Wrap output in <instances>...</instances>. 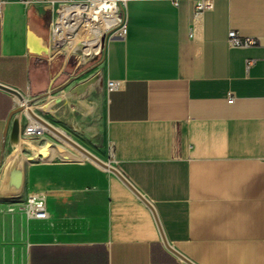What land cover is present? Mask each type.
Returning <instances> with one entry per match:
<instances>
[{
    "label": "crops",
    "instance_id": "1",
    "mask_svg": "<svg viewBox=\"0 0 264 264\" xmlns=\"http://www.w3.org/2000/svg\"><path fill=\"white\" fill-rule=\"evenodd\" d=\"M61 1L1 4L0 190L16 163L45 216L14 230L0 215V264H188L114 174L47 131L17 141L10 90L110 163L189 263L264 264V0H128L124 35L88 55L101 32H86L77 63L51 42ZM228 30L260 44L231 47Z\"/></svg>",
    "mask_w": 264,
    "mask_h": 264
},
{
    "label": "built area",
    "instance_id": "2",
    "mask_svg": "<svg viewBox=\"0 0 264 264\" xmlns=\"http://www.w3.org/2000/svg\"><path fill=\"white\" fill-rule=\"evenodd\" d=\"M128 0H84L82 2H75L73 0H63L58 3V6L67 5L69 7H81L83 6L85 9L80 12L77 16L80 22L85 20V18H89L92 20L97 21L96 25L100 23L112 20L113 24L111 27H107L105 30L102 31L100 37L101 40L99 41L98 47L100 43L110 36H117L122 37L125 32V22L122 15L123 8L125 7ZM195 12H203L206 10H210L212 8V0H190ZM173 4H176V0L172 1ZM1 4L2 0H0V12H1ZM114 30V31H113ZM112 32L111 35L107 37H102L104 34H108ZM226 42L231 47H248L258 45L259 40L254 37H246L239 35L234 30H228L226 33ZM61 41L58 40L54 44L55 47L61 46ZM250 61H247L249 64ZM117 83L113 80H107L105 83V87L107 91H112L116 88ZM232 96L226 99L227 103H231ZM30 102V101H29ZM25 117V124L22 129V134L27 137H37L40 136L45 130L44 127L35 119ZM3 145H0V151H2ZM25 206L27 214H29L32 218L35 219H42L45 216V211L43 207L42 200L37 195H30L25 200Z\"/></svg>",
    "mask_w": 264,
    "mask_h": 264
},
{
    "label": "rangeland",
    "instance_id": "3",
    "mask_svg": "<svg viewBox=\"0 0 264 264\" xmlns=\"http://www.w3.org/2000/svg\"><path fill=\"white\" fill-rule=\"evenodd\" d=\"M59 13L60 12L58 10V12L56 14V17H58ZM113 31L109 32L107 35L104 34L102 37L104 38V37H107V36L111 35ZM100 40H101V37L99 38V41ZM99 41H98V43H99ZM65 44H66V42L62 43L59 48H62L67 53H70L71 54V58L70 59L72 61H74L75 63H77L82 58L81 57V53L80 52H75V51H67L65 49V46H64ZM98 50H99V47L95 51L88 52L87 54L88 55H92L95 52L97 53ZM26 103H27V106L33 108L34 115H36L35 110H34L33 102L26 101ZM28 111H29L28 108H25V107L19 106V105H17L16 108H15V114H16L17 119H18L17 120L18 121V129H17L18 131H17V134H16V129H15L14 135L17 136V138H16L17 141H18V133H19V135L22 133V129H23V126L25 124V117L29 118ZM31 112H32V110H31ZM47 113L51 114V112H47ZM32 115H33V113H32ZM39 116H41L40 117L41 119L44 118V117H42V115H38V117ZM45 131H47V133H49L52 137H54L59 143H61L66 148H68L71 151H73L75 154L79 155L82 158H86L81 153H79L76 149H74L71 145H69L68 143L63 141L61 138H59L57 135L53 134L49 130H45ZM64 135L67 136L72 141H74L75 143H77L78 145H80L81 147L85 146L87 144L85 141H83L81 139V137L79 135H71L69 133H65ZM42 138L44 139L45 147H47L48 140L44 136ZM28 143L30 145H32V146H35V142H33V141H29ZM44 149H46V148H44ZM104 162H107V161H104ZM26 198L27 197L23 198L21 192H17L15 194L8 195V194H5L4 192H2L0 190V215L10 216V217H13V219H14V221H12V222H11V220L7 221V222H4L3 225H4L5 228H10V229H14V230H21L22 222L25 221L28 218H32L29 214H27V211H26V206H25Z\"/></svg>",
    "mask_w": 264,
    "mask_h": 264
},
{
    "label": "water",
    "instance_id": "4",
    "mask_svg": "<svg viewBox=\"0 0 264 264\" xmlns=\"http://www.w3.org/2000/svg\"><path fill=\"white\" fill-rule=\"evenodd\" d=\"M5 88V87H3ZM10 90V89H9ZM17 99L19 100H23V98L16 92L13 90H10ZM29 115H31L33 118H35L44 128H46L47 130H49L50 132H52L53 134L57 135L59 138H61L63 141H65L66 143H68L69 145H71L74 149H76L79 153H81L84 157H86L87 159H89L90 161H92L93 163H95L97 166L111 172L112 174H114L125 186H127L151 211V214L153 216V219L155 221L160 239L164 245V247L169 250L170 252H172L174 255H176L177 257H179L180 259H182L183 261L187 262L188 264H192L189 263V261H187V259H185L184 257H182L179 253H177L174 249H172L165 241L164 236L162 234V231L160 229V226L158 224V221L156 219V216L153 212L152 207L149 205V203L130 185V183H128V181L110 164H108L107 162L101 161L100 159H98L97 157H95L94 155H92L91 153H89L87 150H85L83 147H81L80 145H78L77 143H75L74 141H72L71 139H69L67 136H65L64 134H62L60 131H58L56 128H54L53 126H51L49 123H47L46 121H44L43 119H41L40 117L36 116V115H32V113H30ZM22 168L17 165L16 163H13L6 171V173L4 174L1 186L3 189V192L5 194L11 195V194H15L19 191L21 185H22Z\"/></svg>",
    "mask_w": 264,
    "mask_h": 264
},
{
    "label": "bare ground",
    "instance_id": "5",
    "mask_svg": "<svg viewBox=\"0 0 264 264\" xmlns=\"http://www.w3.org/2000/svg\"><path fill=\"white\" fill-rule=\"evenodd\" d=\"M84 9L85 8L83 6L74 8V7H69L67 5H62V6L59 5L60 13L58 17L55 18V21L53 23L52 35H51V42L54 47L56 41L60 40L61 43L66 42L64 46L67 51H76L79 39L84 38L86 36L85 35L86 32L89 34V36L93 37L96 32L102 33V31L105 30L107 27L112 26L113 24L112 20L104 21L99 25H96L97 21L89 18H85V20L80 22L77 16ZM43 50L46 51V49ZM19 101H21V105L23 107L29 109L28 111L29 114L32 110L31 113H33L34 115V111L32 107L27 106V103L24 102L23 100H19ZM33 119L35 120V118ZM44 130L47 129L44 128Z\"/></svg>",
    "mask_w": 264,
    "mask_h": 264
}]
</instances>
